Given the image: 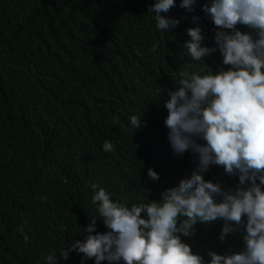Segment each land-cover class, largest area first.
Here are the masks:
<instances>
[{
	"label": "trees",
	"instance_id": "trees-1",
	"mask_svg": "<svg viewBox=\"0 0 264 264\" xmlns=\"http://www.w3.org/2000/svg\"><path fill=\"white\" fill-rule=\"evenodd\" d=\"M206 2L189 12L175 0L162 15L179 24L165 33L147 13L156 0H0V264H46L49 254L56 264H95L76 251L60 255L86 238L90 216L97 232L107 231L92 184L131 206L159 201L190 177L197 161L191 151L173 154L165 102L180 71L204 74V62L193 61L184 44L187 30L199 26L205 46L215 47ZM205 64L213 72L229 67L218 51ZM133 115L144 126L135 130ZM106 140L112 152L103 150ZM204 178L225 190L239 183L215 165ZM222 227L198 223L182 240L206 261L209 251H242L245 230L222 242Z\"/></svg>",
	"mask_w": 264,
	"mask_h": 264
},
{
	"label": "clouds",
	"instance_id": "clouds-1",
	"mask_svg": "<svg viewBox=\"0 0 264 264\" xmlns=\"http://www.w3.org/2000/svg\"><path fill=\"white\" fill-rule=\"evenodd\" d=\"M196 2L181 0L180 7L193 12ZM174 6L175 0H156L149 7L157 30L167 33L179 24L162 15ZM202 10L215 27V47L205 46L199 26L187 30L190 40L184 49L193 61L204 62V74L180 71L179 87L167 92L164 121L173 154L191 151L196 167L190 177L164 190L161 200L138 205L114 202L104 188L92 184V203L98 205L107 231L97 232L98 219L90 216L91 223L83 229L86 238L63 249V259L76 251L95 258V264H264V0H209ZM238 25L249 31L242 32ZM158 48L153 44L150 50ZM217 51L227 70L207 69L205 58ZM140 117L130 118L135 130L144 126ZM103 150L112 152L114 145L106 140ZM213 165L238 175L237 187L225 190L205 180ZM147 175L159 180L151 168ZM216 221L223 222L222 242L243 228L244 248L231 255L209 251L206 261L182 237L195 235L198 223ZM17 231L24 233L23 225ZM43 258L46 264H56L54 254Z\"/></svg>",
	"mask_w": 264,
	"mask_h": 264
}]
</instances>
